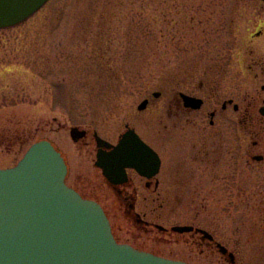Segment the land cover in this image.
<instances>
[{
    "label": "rangeland",
    "instance_id": "rangeland-1",
    "mask_svg": "<svg viewBox=\"0 0 264 264\" xmlns=\"http://www.w3.org/2000/svg\"><path fill=\"white\" fill-rule=\"evenodd\" d=\"M242 1L48 0L22 23L0 29V168L51 138L74 153L72 170L80 166L97 183L93 165L66 140L63 125L94 128L109 138L147 98L140 115L153 121L156 92L170 98L183 89L222 99L223 65L240 63L232 44L240 31L254 29L252 9H264L259 0H245L244 9ZM246 172L243 209L218 231L231 237L226 245L237 264H264V164ZM185 208L175 212L180 222L198 214L206 221L204 211ZM108 212L121 241L190 264H229L214 249L170 242L157 232L142 235L124 213L111 206ZM238 215L242 222L233 224Z\"/></svg>",
    "mask_w": 264,
    "mask_h": 264
},
{
    "label": "flooded vegetation",
    "instance_id": "flooded-vegetation-1",
    "mask_svg": "<svg viewBox=\"0 0 264 264\" xmlns=\"http://www.w3.org/2000/svg\"><path fill=\"white\" fill-rule=\"evenodd\" d=\"M244 1L242 8L245 9ZM252 1L264 5V0ZM254 9V16L248 17L249 21L253 20L254 29L240 31L232 44V57L240 63L223 65L226 91L222 99L218 95L203 97L183 89H178L170 98L164 91L159 92L160 106L153 121L149 123L140 115L145 109L137 107L138 114L127 118L124 127L115 130V135L109 138L94 128L63 125L64 129L68 128L64 137L66 140L70 137L76 153L93 165L99 182L93 183L80 166L72 170V150L48 138L64 158L66 183L83 197L102 205L119 242L149 251L119 240L117 222L112 220L109 206L124 213L142 235L157 232L170 242L201 244L216 251L217 243L231 242V237L219 235L218 228L227 227L226 217L243 209L246 174H249L246 169L264 164V9L260 6ZM234 67L239 71L233 70ZM183 94L199 98V106L188 105ZM149 104L150 100L146 107ZM75 126L82 132L77 140L71 136V128ZM124 137L136 138L141 143L128 147L125 152L126 159L136 164L115 161ZM143 144L158 155L157 170L153 174H150L151 168L142 170L146 162ZM100 155L111 157L112 176L105 174ZM117 166L120 169L115 173ZM182 207L204 211L206 221L197 220L198 214L189 222H180L175 212ZM242 218L238 215L233 224L242 222ZM179 225L203 228L213 239L203 238L195 230L180 233L172 229ZM242 237L232 242L240 243ZM221 256L227 262V256Z\"/></svg>",
    "mask_w": 264,
    "mask_h": 264
},
{
    "label": "water",
    "instance_id": "water-1",
    "mask_svg": "<svg viewBox=\"0 0 264 264\" xmlns=\"http://www.w3.org/2000/svg\"><path fill=\"white\" fill-rule=\"evenodd\" d=\"M47 1L0 0V29L22 23ZM183 97L188 105L199 106L200 99L184 94ZM147 104L148 99L138 108L145 109ZM71 134L77 140L82 132L73 127ZM137 143L140 142L136 138L124 137L115 161L136 164L127 160L125 154L128 147ZM143 146L146 162L143 168L137 167L151 168L153 174L158 155L151 147ZM110 158L108 155L99 158L108 176L114 174ZM115 169L116 173L120 167ZM66 173L61 153L49 140L33 143L15 166L0 168V264H190L118 243L102 206L69 187ZM172 229L180 233L195 230L203 238L213 239L208 231L193 226ZM217 246L235 264L234 253L221 243Z\"/></svg>",
    "mask_w": 264,
    "mask_h": 264
}]
</instances>
